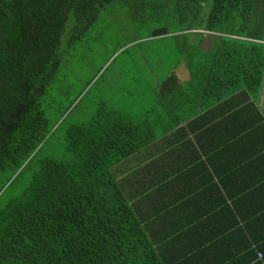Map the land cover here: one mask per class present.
<instances>
[{
    "label": "trees",
    "instance_id": "obj_1",
    "mask_svg": "<svg viewBox=\"0 0 264 264\" xmlns=\"http://www.w3.org/2000/svg\"><path fill=\"white\" fill-rule=\"evenodd\" d=\"M263 2L0 0L7 183L66 120L74 103L45 134L42 101L71 88L77 49L106 41L116 4L137 32L152 25L145 39L199 38L186 56L189 81L169 69L155 86L175 91L190 108L187 122L155 129L105 110L71 127L63 159L39 161L19 196L0 206V264H264ZM204 34L218 39L209 54L199 50ZM231 37L257 44L239 51ZM131 158L135 169L117 175Z\"/></svg>",
    "mask_w": 264,
    "mask_h": 264
},
{
    "label": "rangeland",
    "instance_id": "obj_2",
    "mask_svg": "<svg viewBox=\"0 0 264 264\" xmlns=\"http://www.w3.org/2000/svg\"><path fill=\"white\" fill-rule=\"evenodd\" d=\"M262 1L259 0L261 6ZM113 8L108 17L112 30L105 34L106 41L99 39L95 44L89 43L83 49H77L80 56L75 59L77 66L75 75L70 81L71 88L61 95L53 92L56 94L55 101L52 100L51 92L50 97L48 95L42 101L41 109L47 120L44 126L45 134L61 118L63 111L74 103L66 115V120L57 129L47 133L35 161L23 175L7 183L8 175L0 174V206L5 205L11 198L19 196L28 185L33 172L37 170L39 161L45 158L56 161L63 159L66 154L68 130L96 118L103 103L109 108L123 109L124 113L135 112V115H138L143 111L148 102L154 101L153 91L157 83L167 76L168 69L178 61L180 56L173 49L175 42L172 37L154 38L139 46L129 45L124 51L115 55L119 46H125L129 41L140 40L139 37L147 36L152 25L147 24L139 32L132 34V21L126 7L118 3ZM257 15L258 13H255L256 17ZM101 25L102 23L98 22L97 30ZM68 36L67 33L64 41ZM262 37L264 38V33ZM144 59L148 61V66ZM160 59H166L168 63V67H163L161 71L158 70L161 67ZM151 67L156 74L151 72ZM89 82H91L90 86H88ZM127 89L131 90L132 94L122 96L121 92ZM81 93L83 95L78 100L77 97ZM263 105L264 102L259 104L260 107ZM132 163L134 161L131 160L125 164L127 166L118 165L117 175L125 174Z\"/></svg>",
    "mask_w": 264,
    "mask_h": 264
},
{
    "label": "crops",
    "instance_id": "obj_3",
    "mask_svg": "<svg viewBox=\"0 0 264 264\" xmlns=\"http://www.w3.org/2000/svg\"><path fill=\"white\" fill-rule=\"evenodd\" d=\"M131 32L133 34V32H137V31H136V29H134L131 26ZM231 38L232 39L228 40L229 46L231 45V43L237 42V44H233L232 46H233V49H235V45H237L239 51H241V49H242L241 46L238 45L241 42L257 44V41L255 39H252V38L242 39V40H237L238 38H233V37H231ZM139 39L140 40L129 41L127 43V45H125V46L124 45L121 47L119 46L118 48H116L115 55L121 51H124L125 48L129 45L139 46L142 43L148 42L154 38H152V39L146 38L145 39L144 37H139ZM198 39L199 38H197V37H192L190 40L185 41L184 39L179 38L178 39L179 44H176V42L173 44V49L175 51H177V53L179 54L180 57L178 59L179 63L178 62H177V64L175 63L176 65H174L172 68H170L171 72H169V75L174 73L177 77L179 76L183 81H186V82L189 81V79H187V77H186V75H187V73H186V70H187V68H186L187 67L186 56L189 52H192V51H194V49H196L193 47L196 44V42L198 41ZM202 39H203V42H202L199 50H201L203 53L209 54L210 51L212 50V47L216 46L218 39L213 38L212 36H209L208 34H204L202 36ZM180 40L182 41V43ZM249 47H250V49L248 52V57L249 58H255V54H254L255 52H253V57H252L251 46H249ZM140 49L142 52L143 51L142 47ZM145 60L146 59H144V61ZM162 61H163V59H160L159 63ZM147 63H148V61L146 60L145 64L148 66L149 63L148 64ZM160 66H161V63H160ZM164 67L167 68L168 63ZM158 69H161V67ZM150 70H151V72L155 73V70L152 67L150 68ZM165 78L162 81H164ZM263 83H264V79H263ZM129 94H132V91L129 89H127V91L121 92L122 96H128ZM153 94L155 95L154 101L148 102L146 108L143 111L139 112L138 115H135V112L134 113H124L123 109L109 108V107L105 106L104 103L101 105L99 113H102L105 110H109V111L115 112L119 115H122L124 117H127V118L132 119V120L137 121V122L143 121V122H145L147 127H152L155 129H158V128L163 127V126H165L166 128H171L173 126L184 125L187 122V121H184V119L190 114V108L187 105L184 106L182 103L178 102V100L175 97V96H177L175 91H170L168 94H163L161 91H159L155 88V90L153 91ZM159 96L160 97L163 96L166 99L161 100V98ZM262 102H264V92L262 93L261 98L257 104L259 105ZM130 160L134 161V163H132L131 166L127 168V170L125 171V174L131 172V170L135 169V167H136V161L133 158H131ZM125 164H126V162H125ZM128 164H130V163H128ZM125 166H127V165H125Z\"/></svg>",
    "mask_w": 264,
    "mask_h": 264
}]
</instances>
